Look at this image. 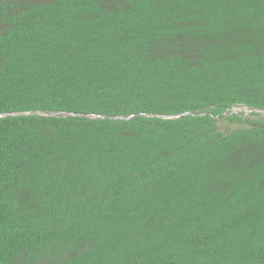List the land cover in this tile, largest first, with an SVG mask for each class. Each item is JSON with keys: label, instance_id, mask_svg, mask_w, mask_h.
I'll return each mask as SVG.
<instances>
[{"label": "trees", "instance_id": "16d2710c", "mask_svg": "<svg viewBox=\"0 0 264 264\" xmlns=\"http://www.w3.org/2000/svg\"><path fill=\"white\" fill-rule=\"evenodd\" d=\"M0 264H264V0H0Z\"/></svg>", "mask_w": 264, "mask_h": 264}, {"label": "rangeland", "instance_id": "374dc122", "mask_svg": "<svg viewBox=\"0 0 264 264\" xmlns=\"http://www.w3.org/2000/svg\"><path fill=\"white\" fill-rule=\"evenodd\" d=\"M242 109V108H241Z\"/></svg>", "mask_w": 264, "mask_h": 264}]
</instances>
